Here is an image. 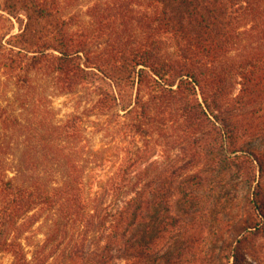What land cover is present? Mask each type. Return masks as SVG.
<instances>
[{"label":"trees","instance_id":"16d2710c","mask_svg":"<svg viewBox=\"0 0 264 264\" xmlns=\"http://www.w3.org/2000/svg\"><path fill=\"white\" fill-rule=\"evenodd\" d=\"M115 2L105 11H114L115 19L111 41L101 51L91 49L87 30L73 31V19L37 0L33 9H24L25 18L17 17L21 32L0 44V254H10L14 264H48L49 250L58 251L73 229L79 238L66 249V264H113L118 258L162 264L165 224L177 223L173 183L166 190L159 177L148 182L150 168L126 152L107 183L111 202L94 204L84 195L83 176L99 161L83 156L84 116L116 114L145 148L165 147L164 139L180 131L186 139L189 130L209 128L224 145L235 144L233 113L256 112L264 104V0H146L145 14L134 8L145 7L140 0ZM132 22L142 25L143 36L132 34ZM233 76L240 80L239 93L231 91ZM40 78L62 94L92 88L98 100L82 115L62 120L53 102L47 105L38 94ZM185 198L191 206L192 193ZM253 204L264 225V202ZM37 209L47 218L43 241L24 221ZM94 244L102 250L98 257ZM28 247L38 249L31 255ZM237 252L231 251L229 264H239Z\"/></svg>","mask_w":264,"mask_h":264},{"label":"rangeland","instance_id":"374dc122","mask_svg":"<svg viewBox=\"0 0 264 264\" xmlns=\"http://www.w3.org/2000/svg\"><path fill=\"white\" fill-rule=\"evenodd\" d=\"M33 1L0 0V44L21 32L23 26L17 17L25 18L24 9H33ZM37 1H45L49 7L55 8L57 15L73 19V31L87 30L93 51L103 50L111 41V24L115 14L111 10L109 13L105 11L112 8L116 0ZM146 3V0H140V4L145 7L134 6L139 14H145ZM96 8L97 20L93 16ZM9 10L16 13V16H12ZM102 15L106 20H100L99 24L96 21ZM116 18L118 20V15ZM117 27L120 28V25ZM129 27L134 36H143L142 25L132 22ZM251 37L248 46L252 42ZM245 51L243 49L241 53ZM236 54L238 52L234 51L231 55ZM1 72L0 58V78L3 79ZM48 81L45 78L38 79V94L45 97L47 105L50 101L53 102V107L62 120L75 114L82 115L98 100L92 88L80 87L74 94H62L51 87ZM239 81L238 77H232V93H239ZM198 94L202 101L200 89ZM233 116L234 122L238 124L236 138L233 140L235 144H231L229 140L223 145L218 131L209 128L204 132L189 130L186 134L192 136L186 139L183 138L185 133L182 131L178 135L171 134L164 139L165 147L152 145L150 148H145L140 137H130L123 119L116 114L84 116L87 142L83 156L92 159L96 155L93 158L99 161L86 168L83 176L85 197L94 200L96 205L111 202L106 192L107 183L116 174L126 152H129V155L137 157L145 167L150 168L148 182L159 177L166 190L173 183L171 214L177 223L174 227L165 224L161 248L164 257L162 264H170L171 261L175 264H229L227 258L233 249L238 251L239 264H264V225L259 223V217L253 208L255 199L264 202V104L259 105L256 112L236 111ZM215 138L218 140L214 141ZM220 156H228L235 161L225 165L218 162ZM187 191L194 196L191 206L185 204ZM151 195V190H148L146 199L150 200ZM46 220V215L40 209L33 211L24 220L34 225V236L38 241L46 239ZM78 235L77 230L73 229L69 240L58 251H51V248L49 253H52L53 258H49L48 264H66L65 251L74 245L73 238H79ZM88 235L92 241L97 238L93 229ZM98 248L94 244L93 257L100 255L102 250L99 251ZM37 249L27 248L31 255ZM118 254L115 250L114 255ZM117 260L113 264H126L120 258ZM41 263L42 259L38 264ZM232 263L233 260L230 264ZM0 264H14V258L2 253Z\"/></svg>","mask_w":264,"mask_h":264}]
</instances>
